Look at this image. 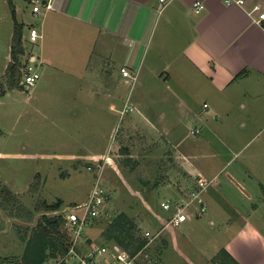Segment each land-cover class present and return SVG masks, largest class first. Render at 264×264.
I'll return each mask as SVG.
<instances>
[{
  "label": "crops",
  "instance_id": "0c3cea01",
  "mask_svg": "<svg viewBox=\"0 0 264 264\" xmlns=\"http://www.w3.org/2000/svg\"><path fill=\"white\" fill-rule=\"evenodd\" d=\"M42 2L36 14L38 19L30 23V28L36 27L38 38L47 44L52 43L54 48L84 47L86 55L91 58L98 44L112 47L115 44L117 47L120 44L128 45L129 51L123 52L124 61L139 63V76L146 50L154 43L157 57L170 54L169 57L181 68L187 69L180 72L164 67L158 71L152 65L148 66L149 77L152 80L155 78L154 82L163 89L162 94L173 96L169 104L170 114L164 118L163 114L158 113L154 117L157 118L155 121L142 106L140 116H129L132 119L128 118L126 126L134 127L140 144L172 145L168 157L177 162L181 173L177 177L180 184L169 180L178 172L177 168H172L160 172L163 179L158 177L156 180L157 187L158 183L161 184L158 187L162 188L160 190L167 188L169 193L178 197L198 188L196 179L198 181L200 175L211 177L210 180L214 182L210 184V181L201 194L200 202L207 205L205 213L178 225L188 224V233L174 232L169 237L165 236L164 248L172 246L173 253L176 251L182 256L192 254L194 258L198 256L194 260L199 264H218L217 255L222 248L228 250L241 264H264V17H260L264 11V0H246L245 5L229 4L226 0H170L166 4L161 0ZM196 2L203 3L204 7L196 10ZM45 3H50L52 7H46ZM0 4L6 9L5 16L3 11L0 12L2 18H7L9 8L12 9L11 27L5 26L0 32V47L7 51L4 58L9 62L15 24L13 8L16 19L23 24V34L29 38L30 34L25 32L24 16L19 13V9L21 5L27 8L32 5L31 11L34 13L33 4L29 0H0ZM255 4H260L261 8L250 13L249 10ZM1 21L2 26L5 19ZM151 37L155 39L150 42ZM106 54L108 57L113 55L112 51ZM34 57L39 59L41 55L36 53L31 56L32 59ZM7 62L0 65V74L5 73ZM123 66H127L126 63L121 64L120 71ZM115 91L117 89L110 88L107 92L112 96L109 99V110L112 111L116 107V96H119ZM206 95L212 96V99H206ZM228 108L239 109L246 114L244 118L228 114L226 116L231 120L222 121V114ZM210 112H215V118L220 121H215ZM159 118L167 122L165 128H159ZM196 118H202V122H195ZM188 119L195 122L190 128L187 127L190 123ZM144 122L148 127L144 126ZM204 123L216 127L223 123L234 128L233 137L229 140V152L217 147L214 127L208 129ZM180 126L186 129L179 131L177 127ZM186 137L192 138V141L184 142ZM257 138L260 144L245 152L243 143ZM231 142H241L242 145H232ZM147 151H143L142 157L147 156L151 160L153 156H148ZM93 154L90 155L93 157ZM153 176L158 175L155 172ZM188 177L195 186H191ZM154 190L156 188L151 184L143 187V196L146 198L149 195L150 198ZM148 201L144 199L143 203L148 205ZM150 212L154 210L151 209L147 214H152ZM155 214L154 220L158 223L160 212L156 211ZM205 220L218 230L213 234L215 240L212 243L208 241L209 244L205 242L199 245L192 236L195 230L203 228ZM4 222L7 223V219ZM153 229L149 230L156 232L160 229L156 237L158 239L166 228ZM93 240L95 243L101 242L97 238ZM154 240L146 249L148 258H143L141 264H157L160 261V256L152 248L156 242ZM91 245L87 244L83 251Z\"/></svg>",
  "mask_w": 264,
  "mask_h": 264
},
{
  "label": "rangeland",
  "instance_id": "374dc122",
  "mask_svg": "<svg viewBox=\"0 0 264 264\" xmlns=\"http://www.w3.org/2000/svg\"><path fill=\"white\" fill-rule=\"evenodd\" d=\"M31 9L32 5L29 8L21 5L19 9V13L24 16L27 34H30V23L38 19ZM5 10V7L0 4V12L3 11L4 16ZM11 10L9 8L7 18L0 17V30L5 26L11 27ZM3 19L5 21L1 26ZM22 36L25 46L22 58L30 63L28 60L30 55L35 56L36 53L41 55L39 59L31 57L30 59L37 60L34 62V67H37L42 75L31 87L23 84L19 87H7L6 94H0V181L16 192L21 200L34 210L35 216L33 222H29L23 217L8 214L0 206V258L23 253L24 242L20 238V227L33 225L43 213L62 212L66 207L84 201L94 181L96 165L99 161L105 162V181L111 189L107 213L99 216L88 233L80 238L79 243H82L81 249L78 247V250L82 251L87 248V244H93L94 238L104 243L114 242L113 240L103 241L101 235L108 222L121 211H126L136 218L143 234L147 229L159 227L165 229V221L170 211L164 209L161 202L173 199L174 194L169 193L167 188L160 190L162 188L158 187L161 184L158 183L157 187L156 180L158 177L161 178L160 172L178 167L176 160L168 157L172 145L148 142L140 144L134 127L126 126L128 118L132 119L129 116L137 118L140 116L142 106L155 121L157 118L154 119V117L158 113L163 114L164 118H168L170 114L169 104L173 96L162 94L163 89L154 82L155 78L152 80L149 77L148 66L152 65L158 71H162L164 67L180 72L187 69L181 68L176 61L172 60V57H169L170 54L166 57H157L154 43L149 45L148 51L146 50L147 54L138 76L139 63L124 61L123 52L129 51L128 45L120 44L117 47L115 44V47H112L98 44L93 50V56L89 58L84 47L54 48L52 43L47 44L43 39L31 41L25 33ZM115 49L119 52L114 53ZM5 51L3 47H0V65L2 66L7 62L4 58L7 54ZM111 51L113 55L108 57L106 53L111 54ZM122 63H126L131 75H123L120 71ZM142 69L143 75H141ZM135 75H137L136 78ZM0 80L5 82L6 73L0 74ZM110 88L117 89L115 92L119 93V96H116V107L113 111L109 110V99L112 96L107 92ZM208 97L212 99V96L206 95V99ZM129 106L133 109L130 110ZM223 106L225 107L224 103ZM125 107L128 109L122 113ZM210 113L214 115L215 121H220L215 118V112ZM223 113L222 121L231 120L230 117L227 118L228 114L231 117L236 115L238 118H244L246 114L242 110L230 108ZM194 121L202 122V118H196ZM187 122L190 120L188 119ZM195 122L188 123L187 127L190 128ZM166 123L159 118V128H165ZM204 125L208 129L210 126L214 127L213 134L218 140L217 147L229 152V140L233 137L231 135L234 128L223 123L218 124L217 127L211 123H204ZM144 126L148 127L145 122ZM177 128L182 132L186 129L183 126ZM244 134L248 133L244 132ZM191 139L186 137L184 142L192 141ZM258 140L259 138L247 144L243 143V150L247 152L255 147L259 143ZM231 143L242 145L241 142ZM146 149L149 150L146 154L153 156L151 160L147 159L149 158L147 156L142 157ZM108 153V160L102 158ZM90 154L95 156L92 157ZM89 165L93 168L89 169ZM240 168L243 167L240 166ZM176 170L178 171V168ZM179 171L175 172V177L169 178L176 185L180 184L177 180V177L181 175ZM155 172L158 175L156 177L153 176ZM207 178L211 179V177ZM187 180L190 183L191 178L188 177ZM210 181V184L214 183L213 180ZM196 182L198 184L197 179ZM150 184L156 190L152 191L150 198L149 195L145 198L142 193L143 187H148ZM191 184L195 186L192 180ZM133 189L138 191L132 193ZM44 199L47 202L60 200L61 209L46 211L42 202ZM144 199L149 200L148 202L152 205H145ZM243 201L246 200L243 199ZM40 206L42 208L37 209ZM151 209L154 212L147 214ZM156 211L160 212L158 223L154 220ZM6 219L7 223L4 222ZM207 223L205 220L203 228L195 230L192 236L199 245L205 242L209 244L215 240L213 234L218 228L211 227ZM187 225L180 227L169 225L163 230L161 236L154 240L156 242L152 246L153 251L160 256L157 264H199L194 260L199 258L198 256L194 258L192 254L182 256L179 252L173 253L172 246L164 248L165 236L169 237L174 232L188 233ZM5 228L8 229L5 230ZM62 231L71 239L72 233L69 232L66 223L62 225ZM67 257H71L68 252L61 254L57 259H48L44 264L61 262ZM69 263L77 264V260L70 258Z\"/></svg>",
  "mask_w": 264,
  "mask_h": 264
},
{
  "label": "trees",
  "instance_id": "16d2710c",
  "mask_svg": "<svg viewBox=\"0 0 264 264\" xmlns=\"http://www.w3.org/2000/svg\"><path fill=\"white\" fill-rule=\"evenodd\" d=\"M15 19L14 33L11 45V61L6 68L5 82L0 80V94L8 88L21 86V79L27 60H24L25 46L23 44V24ZM31 55L29 56V62ZM195 189V188H194ZM111 191V189H110ZM46 211L61 209L62 202L42 201ZM0 206L12 216L23 217L29 222L34 220V210L25 204L20 196L7 184L0 181ZM42 208L41 206L37 209ZM66 222L64 212L55 214L43 213L33 225L19 228L24 250L20 255H7L0 258V264H42L51 258H58L69 251L71 239L62 231ZM30 224V223H29ZM101 238L103 241L113 240L126 248L131 253L142 249L148 238L141 232L136 218L126 211L117 213L104 228ZM95 243V242H94ZM217 260L219 264H241L228 250L222 248ZM59 264H70L62 260Z\"/></svg>",
  "mask_w": 264,
  "mask_h": 264
},
{
  "label": "built area",
  "instance_id": "2783aa9c",
  "mask_svg": "<svg viewBox=\"0 0 264 264\" xmlns=\"http://www.w3.org/2000/svg\"><path fill=\"white\" fill-rule=\"evenodd\" d=\"M33 4V12L37 14L42 7V0H29ZM165 4L170 0H161ZM227 3H237L245 5L246 0H226ZM46 7H52L50 3H45ZM204 7L203 3L196 2V10H200ZM260 4H255L252 9L249 10L251 13L253 10L260 9ZM260 17H264V11L260 13ZM39 37V33L36 27L30 28V40L36 41ZM35 58V57H34ZM30 63L24 67L21 84L26 87H31L37 83L41 77V72L34 67V62L37 60L30 59ZM122 73L125 76L131 75L129 69L126 66L121 68ZM136 77V76H135ZM128 108L122 109V113ZM132 110L133 107L129 106ZM195 131H193L194 133ZM102 158L108 160L109 154L103 155ZM89 169L93 166L89 165ZM105 162H98L96 165V174L92 186L88 192V195L84 201L77 202L71 207H66L62 212L66 216V225L70 233H72L71 244L68 254L71 257H67L66 261L77 260V264H141L143 258H148L146 249L160 233V229L156 232L147 229L145 235L148 238L147 242L142 249L135 253H131L126 248L121 246L117 242H97L93 243L85 251H79L81 244L79 240L82 236L87 234V229L94 223V221L101 215L107 213V204L110 197L111 191L105 181ZM199 187L191 190L189 193L174 197L173 199L163 200L161 202L162 207L170 211V215L165 221L166 228L169 225L178 226L184 221L195 217L197 215L204 214L207 210V205L200 202L201 194L209 185L210 180L200 175L198 178ZM153 261L152 259H148ZM61 261V260H60Z\"/></svg>",
  "mask_w": 264,
  "mask_h": 264
}]
</instances>
